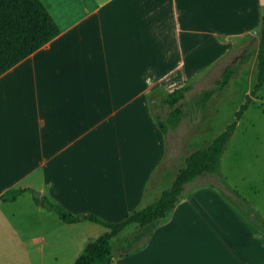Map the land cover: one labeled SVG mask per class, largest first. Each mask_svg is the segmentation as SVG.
Masks as SVG:
<instances>
[{"label": "crops", "instance_id": "crops-1", "mask_svg": "<svg viewBox=\"0 0 264 264\" xmlns=\"http://www.w3.org/2000/svg\"><path fill=\"white\" fill-rule=\"evenodd\" d=\"M42 1L60 34L0 75V195L31 187L76 214L121 221L171 177L152 102L193 90L239 38L258 37L264 0ZM249 109L222 172L264 216V109ZM188 190L146 245L110 264H264L260 228L215 185ZM85 236L64 240L77 251L70 262Z\"/></svg>", "mask_w": 264, "mask_h": 264}, {"label": "trees", "instance_id": "trees-1", "mask_svg": "<svg viewBox=\"0 0 264 264\" xmlns=\"http://www.w3.org/2000/svg\"><path fill=\"white\" fill-rule=\"evenodd\" d=\"M60 32L61 27L42 0H0V75L47 44ZM258 35L260 41L257 82L247 94L246 101L236 111L235 120L230 122L206 147L187 154L184 165L178 169L171 184L164 188L155 199L135 208L121 221H108L94 213L76 214L45 194L36 197L38 203L56 213L64 222L75 223L86 219L107 228L106 232L85 246L73 264H110L116 256L128 255L146 245L162 220L190 191L186 185L194 183L200 176L218 177L219 181L202 184L215 185L232 204L264 232L262 213L251 200L226 180L222 172V157L238 121L250 107L253 101L252 96L264 87V15ZM252 54L253 51L250 49L237 64L226 67L222 76L216 79L215 85L205 89L196 98V104L200 107L205 106L217 91L228 84L239 65L247 62ZM190 89L191 85L185 84L165 92L152 102L154 117L166 135L182 121L185 114L183 100ZM167 167L165 169L168 171ZM28 191L34 192V189L11 187L0 195V200L13 202ZM133 226L135 228L133 233L127 236L124 242L113 241V238L126 228Z\"/></svg>", "mask_w": 264, "mask_h": 264}, {"label": "rangeland", "instance_id": "rangeland-1", "mask_svg": "<svg viewBox=\"0 0 264 264\" xmlns=\"http://www.w3.org/2000/svg\"><path fill=\"white\" fill-rule=\"evenodd\" d=\"M259 41V36L253 35L239 38L231 53L219 64L215 73L209 78L205 77L204 81L199 82L193 90L186 93L183 100L186 110L183 120L167 134L169 150L165 165L168 166L171 177L153 189L148 201L155 199L164 188L171 184L178 169L184 165L187 154L206 147L230 122L235 120L236 111L246 101L247 94L257 82ZM250 49L253 51L251 58L239 65L228 84L217 91L205 106H198L195 102L196 98L205 89L214 86L216 79L222 76L226 67L237 64ZM252 97L253 101L246 114L247 117L256 115V112L262 113L264 87ZM152 117L155 125L158 126L154 114ZM212 181H219V179L211 175L200 176L194 183L186 186L190 189L196 184ZM40 192V189L34 192L28 191L25 198L22 197L13 203L0 202V211L4 214L0 212V264H73L69 260L76 256L77 251L64 243V240L71 239L77 233L86 234L85 239L88 244L106 232L107 228L104 225L90 222V220L71 228V223L62 221L56 213L47 208L40 209L33 202L32 197L39 195ZM147 200L141 205L146 204ZM134 229V226L126 228L113 238V241L124 242ZM61 230L66 232L60 233ZM39 234L49 238L51 243L34 240ZM25 240L28 244H25Z\"/></svg>", "mask_w": 264, "mask_h": 264}, {"label": "water", "instance_id": "water-1", "mask_svg": "<svg viewBox=\"0 0 264 264\" xmlns=\"http://www.w3.org/2000/svg\"><path fill=\"white\" fill-rule=\"evenodd\" d=\"M40 194H41V192H40ZM40 194H39V195H40Z\"/></svg>", "mask_w": 264, "mask_h": 264}]
</instances>
